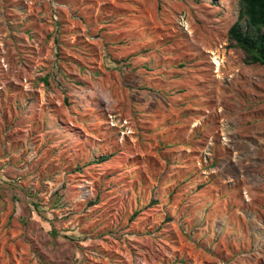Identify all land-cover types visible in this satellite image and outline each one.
<instances>
[{"label":"rangeland","instance_id":"1","mask_svg":"<svg viewBox=\"0 0 264 264\" xmlns=\"http://www.w3.org/2000/svg\"><path fill=\"white\" fill-rule=\"evenodd\" d=\"M239 11L0 0V264H264V67L230 45Z\"/></svg>","mask_w":264,"mask_h":264},{"label":"trees","instance_id":"2","mask_svg":"<svg viewBox=\"0 0 264 264\" xmlns=\"http://www.w3.org/2000/svg\"><path fill=\"white\" fill-rule=\"evenodd\" d=\"M228 37L232 47L242 50L247 65L264 67V0H240L239 18L229 29ZM111 156H102L97 163L107 162Z\"/></svg>","mask_w":264,"mask_h":264}]
</instances>
